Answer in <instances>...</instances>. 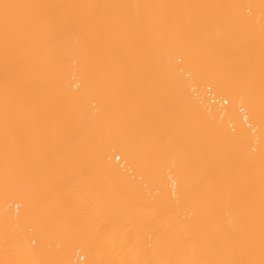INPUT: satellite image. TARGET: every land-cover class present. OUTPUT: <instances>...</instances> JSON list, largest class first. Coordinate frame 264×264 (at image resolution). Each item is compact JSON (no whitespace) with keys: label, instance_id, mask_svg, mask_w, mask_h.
<instances>
[{"label":"bare ground","instance_id":"bare-ground-1","mask_svg":"<svg viewBox=\"0 0 264 264\" xmlns=\"http://www.w3.org/2000/svg\"><path fill=\"white\" fill-rule=\"evenodd\" d=\"M0 264H264V0H0Z\"/></svg>","mask_w":264,"mask_h":264}]
</instances>
